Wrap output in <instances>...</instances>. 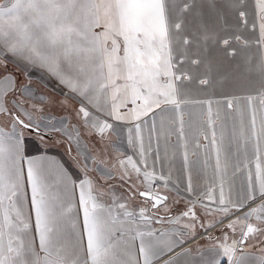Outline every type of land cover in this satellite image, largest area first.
Masks as SVG:
<instances>
[{
  "label": "snow or ice",
  "instance_id": "1",
  "mask_svg": "<svg viewBox=\"0 0 264 264\" xmlns=\"http://www.w3.org/2000/svg\"><path fill=\"white\" fill-rule=\"evenodd\" d=\"M245 9L246 0L0 2V65L5 71L9 63L17 67L32 65L56 77L70 94L80 98L77 117L86 129L99 133L102 140L106 131L113 129L103 117L138 121L149 113L155 116V110L159 109L160 134H165L167 124V134L175 130L178 139L185 141L181 147L186 149L185 109L189 105L206 104V113L200 114L205 117L201 124L211 130L218 174H226L233 146L237 155L243 151V166L248 167L251 146L257 161L256 183L249 181L247 193L238 203L226 201L221 187L219 204L223 207L217 209L225 215L233 211L240 213L228 225L233 231L235 225H241L240 239L228 243L225 237L211 249V256L202 264H221L225 258L227 264H245V242L255 235L264 237V166L260 163L264 149V59L254 69L249 68L259 77L255 95L226 97L228 111L223 110L220 101L189 98L193 84H198L197 90H200L222 81L239 83L237 77L250 65V58L243 57L241 63L226 66L215 59L213 53L223 50L227 56L235 57L233 41L248 45L241 35L230 31L247 25L249 14ZM255 9L259 26L257 44L264 47V0H255ZM233 19L238 23L233 24ZM202 67L206 72L201 73ZM15 83L11 74L0 79V114L11 118L10 130L0 127V264H139L135 250L137 240L143 264H152L158 254L165 251L175 252L184 243L174 238L180 233L159 230L157 235V230L134 228L136 213L129 211L126 204L118 203L114 196L108 203L95 194L97 184L87 174L89 163H96L95 157L83 156L84 174L77 183L62 164L45 153H29L27 137L32 133L41 143L45 140V130L63 132L70 141L74 137L63 120V127L57 128L51 117L33 115V112L43 113L44 106L55 103L54 100L43 95L36 97L23 84L17 97ZM10 92L14 97L13 108L18 109L24 119L7 107L6 97ZM33 100L37 103H31ZM26 103L31 111L24 107ZM128 103L132 108L121 112ZM213 103L217 104L215 113ZM188 115L191 126L192 113ZM45 120L47 123L42 128L41 122ZM135 127L139 141L140 125ZM72 131L76 132L79 143L75 126ZM155 131L154 120L152 133ZM204 138L208 139L207 131ZM132 142L129 136V144ZM112 147L119 150L115 144ZM140 157L139 163L146 165L142 141ZM184 161L187 166V151ZM118 163L124 169L122 179L128 176L129 168L141 174L131 156ZM235 167L239 170V165ZM95 170L102 178H111L107 169L99 164ZM143 177L144 182L157 178L154 172L147 170ZM158 179L167 186V177L161 175ZM77 189L78 204L75 201ZM140 195L152 200L153 208L168 199L151 191H141ZM208 199H212L211 190ZM145 213L144 208L139 209L140 220L150 222L151 217ZM182 215L196 220L192 207ZM253 219L256 224L250 222ZM179 220L177 217L169 222L175 224ZM156 222L162 223V218ZM183 227L193 229L195 225L184 224ZM238 247L239 256L236 255ZM189 252L190 249H182L170 255L164 264H176L177 257ZM258 264H264V256L258 258Z\"/></svg>",
  "mask_w": 264,
  "mask_h": 264
},
{
  "label": "crops",
  "instance_id": "2",
  "mask_svg": "<svg viewBox=\"0 0 264 264\" xmlns=\"http://www.w3.org/2000/svg\"><path fill=\"white\" fill-rule=\"evenodd\" d=\"M3 0H0V2ZM248 12V23L247 25H241L239 29L236 28L231 29V32L237 33L241 35L243 40L248 41V45L245 46L242 41H233L232 47L236 49L237 55L235 57H229L223 50H217L213 53L215 59L223 62L226 66L236 65L242 62L243 57L250 58V65L245 68L242 75L237 77L239 83L235 81H222L214 83L213 87L200 89L198 84H193L192 91L189 94V98L193 100H208L212 99L214 101H220L221 105L224 106V111H228L226 108V97H230L233 95H255L258 86H259V77L254 71H249L250 69H254L255 66L264 59V47L257 44L259 40V26L256 21V9H255V0H246V9ZM235 15V14H233ZM233 24H237L238 21L233 19L231 21ZM253 24H256V27L253 28ZM101 29H97L100 31ZM25 65H20L17 67L14 63H9L7 66V70L5 71L3 65H0V79L6 74H11L15 79V88L17 92H19L20 85H28L27 80L22 81V78L37 77L34 73L26 68ZM25 68L27 72H25ZM44 74L45 78L50 79L46 70L39 69ZM201 73L206 72V69L203 67L200 69ZM48 75V76H47ZM214 80L217 78L214 75ZM243 78H248L249 80L244 81ZM22 81V82H21ZM58 82V81H57ZM233 83V84H231ZM59 89L64 87V85L58 82ZM30 88V87H29ZM54 88H56L54 86ZM63 90V98L67 103L75 105V111L80 106V98L75 96L74 94H70L69 90ZM31 89V88H30ZM16 92V96H17ZM13 95L10 92L6 97L7 107L10 104V100L12 101ZM258 105V101L254 102ZM12 106V103L10 104ZM244 106V102L241 101V107ZM26 109H31L24 105ZM132 108V104L128 103L126 107L121 108V112H128L129 109ZM213 112L215 113L217 109V104L213 103L212 105ZM18 112L19 110L16 109ZM13 111V110H12ZM94 111V110H93ZM207 105H189L185 109V135H186V143L187 148L181 147L185 141H181L178 139V134L175 130L172 131L171 135L167 134L168 125H165V134H160V117H159V109L155 110L156 115L153 113H149L147 116L141 117L138 121L133 120H125V121H117L113 120L110 117H103L107 119L109 123L113 125L112 130L106 131L104 134V139H101V135L94 131H88L89 137L86 140L82 134V138L78 137L79 143L78 145L81 147L82 158L84 155L95 157L96 163H89V172L93 174L92 176L88 174L90 177L97 176V179H101L100 174L95 170L97 164H99L102 168H108L107 164L114 165L120 171L119 174H116L115 171H111L110 180L113 182L116 177H120L117 183L120 180H127L132 174H136L135 172L131 173V170L128 169V176L122 179L124 176V169L121 168L118 161L120 159H126L127 156H131L134 161L137 162V166L141 169V174L138 175L140 180L143 183H148L151 185L156 184V187H151L149 190L153 191H171L177 193H185L187 199L194 200L193 202V210L196 214V220L193 223H200L203 217L209 215H214V218L208 220L206 218V223L200 228V232L195 231L194 236H189V231L183 227L184 222L179 223H170V219H175L172 217L171 212L161 213L158 215L155 213V216H151L150 222H144L140 220L139 215L135 216V224L134 228H139L141 231H147L149 229L157 230L156 234H159V230H164L169 233H180L178 236H174L177 240H183L184 243L175 249L173 253H164L158 254V257L155 258L152 264H164V261L169 258L170 255L174 256L176 253L181 252L182 249H190V252L187 255L177 257L176 264H202V261L211 256V249L223 241L224 238H210V240L205 241L207 236L211 233L212 229L219 224H222L226 220L233 218L234 216L239 215V212L233 211L231 215H225L223 212L218 211L220 207H223L219 204L221 187H223L224 197L226 201L231 200L233 203H238L240 199L246 195L248 190L249 181L253 184L256 183V155L249 146L248 150V167H244L245 157L243 155V151L240 152L239 155L236 154V147L233 146L231 149V161L230 165L227 169L226 174H218L216 172V158L215 152L211 146V130L206 129L201 124L202 117L200 114L206 113ZM45 110L42 115L45 114ZM189 113H192L191 116V126L189 125ZM34 114V113H33ZM22 115V114H21ZM155 120L156 131L152 133L153 121ZM136 124L140 125V140L138 141L136 138ZM11 118L7 115L0 114V127H3L6 131L10 130ZM83 127V122L81 120V124ZM178 124L175 126L178 128ZM131 129V132H129ZM81 130V128H80ZM204 131L208 133V139L204 138ZM61 133V132H60ZM74 138L76 135H72ZM129 136L132 137V144H129ZM29 144V153L31 155H36L38 153H45L52 160L62 164L64 168L68 171L73 180L77 183L80 178L83 177V163L79 161L77 162L76 158H72L68 156L67 151L62 152L59 148H54L44 142L41 143L39 138L31 134L27 137ZM76 139V138H75ZM46 140V137H45ZM142 141L144 151H145V160L146 165L139 163L140 157V142ZM77 142V139H76ZM197 143H199L200 147H197ZM102 146V152L100 153V148H98V155L94 154L93 148L91 150V145ZM116 145L119 149L118 151L113 150L112 145ZM187 151L188 154V164L185 166L184 161V153ZM159 157V159H157ZM109 160L105 162V160ZM107 163V164H106ZM260 163L264 166V149H262L260 153ZM117 166H116V165ZM107 167H106V166ZM236 165H239V170H236ZM221 168L223 171V158ZM152 171L155 173L156 179L150 180L148 182H144L143 172ZM163 175L167 177V186L165 187V181L158 179L159 176ZM106 181V180H105ZM109 182V181H108ZM100 183L98 180L96 182ZM148 187V186H147ZM189 187L191 191H189ZM98 188V187H97ZM120 189V188H118ZM144 189V188H142ZM141 190V189H139ZM146 190H148L146 188ZM211 190L212 199H208V193ZM139 192V191H138ZM104 201L111 203L113 194L111 193V197L108 196L107 193H95ZM110 195V194H109ZM109 197V199H108ZM79 198V190L77 189L75 192V201L78 204ZM128 200H119L118 203L126 204L129 211H131V207H133L134 203H128ZM259 203V201H257ZM195 204H199L203 206L205 209L207 208L209 212L204 211L203 215L197 211V206ZM247 209L245 208L244 211ZM213 213V214H212ZM162 218V223H157V219ZM193 221V220H192ZM82 223V217H81ZM215 225V226H214ZM214 226V227H213ZM34 228V221H33ZM191 234V233H190ZM134 235V233H133ZM210 236H213L212 234ZM206 237V238H205ZM234 240V239H233ZM264 240V237L259 235V237H250L244 245V256H245V264H258V258L264 256V243L261 241ZM232 240L227 239L228 243H231ZM131 243V241H130ZM83 247L86 250V240L83 242ZM139 248V240L135 241V250H136V259L139 264H143L142 259H140L138 254ZM83 255V253H82ZM236 255H241L240 247L237 248ZM221 264H227V260L222 259Z\"/></svg>",
  "mask_w": 264,
  "mask_h": 264
},
{
  "label": "rangeland",
  "instance_id": "3",
  "mask_svg": "<svg viewBox=\"0 0 264 264\" xmlns=\"http://www.w3.org/2000/svg\"><path fill=\"white\" fill-rule=\"evenodd\" d=\"M3 2V1H1ZM27 69L32 71L34 73V75H36L37 77L33 78V77H28L25 76L26 78H22V81L27 80V83H29V86L33 92V94L36 97H39L41 95H43L44 97H47L51 100H54L55 103H50V104H46L44 106V110L46 111L45 114H43V116L45 117H51L52 118V123L55 125V127L57 128H62L63 124L61 123V121L63 120L64 122L67 123L68 125V130L69 132H71L72 135H76V132L72 131L73 126L76 127V130L79 132V138H82V136L88 140L87 137H89L88 131L86 130L85 127H83L81 124V119L79 117H77L76 115V111H75V105L73 106V104H71L70 102L67 103V101L65 100L66 98H63V90L65 89L64 87H61V89H59L58 82L59 80L54 77L53 75H51L49 72L48 73V77L50 79L45 78L44 74L42 73L41 70H39L40 68L38 67H33L32 65H26ZM244 81L249 80L248 78H243ZM21 81V82H22ZM58 81V82H57ZM233 84V83H231ZM54 86L56 88H54ZM67 89V88H66ZM20 96V93L17 92V97ZM61 101H64V103H61ZM31 103H37V101L33 100L31 101ZM10 104H11V100H10ZM10 104H8L9 109L16 111L18 114H20L15 108H13V106H11ZM25 105H27L29 107V104L26 103ZM30 108V107H29ZM35 117H39L40 115H42V113H35L33 112ZM21 115V114H20ZM25 117L23 115H21V119H24ZM47 123V120L42 121L41 125L43 128V125ZM49 127H51V125H49ZM81 128V130H80ZM34 135H36L35 133H32ZM82 134V136H81ZM44 135L46 137V140H44L45 144H48L54 148H59L61 149V151L68 153V156H71L72 158H76L77 162L79 164V161H81L83 163L84 159L82 158V153H81V147L78 145V142H76V139H72L71 141L68 139L67 135H65L63 132H57V131H44ZM91 150L93 148L94 154L99 156L98 154V148H100V153L102 152L103 148L102 146L98 147V144L95 146L94 144L90 146ZM109 160H105V162H108ZM107 164V163H106ZM116 165V164H115ZM106 166V165H105ZM108 168L107 171L111 174V171H115L116 174H119L120 171L117 168H115L114 165H110L107 164ZM106 166V167H107ZM131 169H129L130 171ZM133 171L131 170V173ZM88 174H90L91 176L93 174H91V172L88 171ZM101 177V176H100ZM95 182H97V180L100 183H97V189H98V193L102 192V193H107L109 197H111V193L114 195V197L116 198L117 201L121 200H128V203H134L133 208L130 210H136L135 213L137 215H139V211L137 212V207L138 205H140V207L144 208L146 210V216L147 215V208L149 209L150 207V202L139 195L138 191L139 189H148L149 187H147L149 184L148 183H143L140 178L138 177L137 174H132L129 178L128 181L127 180H120L119 183L118 180L120 179V177H116L114 179V181L112 182L110 180V178L105 179L102 178L101 179H97V176L92 177ZM106 180V181H105ZM109 181V182H108ZM157 185L154 184L152 185V187H156ZM120 188V189H118ZM168 199L165 201V203L163 205H159L157 206V208H153L154 211L160 212V213H168L171 212L172 217H179L180 220L179 222H184L181 224H189L192 225L194 224L195 227L193 229H187L189 231V236H194V232H200L199 230H201L200 228L202 227V225L205 227L208 225H204V223H206V218L208 220L214 218V215H211V213L209 212V210L206 208H204L203 206L199 205V204H195V207L197 206V211L199 213H201L203 215L204 211L206 210L207 212H209V215L204 216L203 217V224H202V220H200V223H193L194 221H192L191 218L189 217H184L182 215V213H184L185 211L188 210L189 207L193 206V202L194 200H190L187 199L186 194L185 193H177V192H171V191H164L163 192ZM110 194V195H109ZM108 197V199H109ZM128 209V208H127ZM150 210V209H149ZM194 211V210H193ZM151 212V211H150ZM195 212V211H194ZM155 215V213H153ZM213 214V213H212ZM240 215V214H239ZM238 216V215H237ZM236 216H234L233 218H230L228 220H226L225 222H223L222 224L217 225L216 227H214L211 231V233L209 234V236H207V239L205 241L210 240V238H213L216 236V238H225L227 237L228 241L229 240H239L240 239V232H241V225L237 224L235 225V231H233V229L229 228L228 225L231 221L235 220ZM253 224H256L257 222L253 219L250 221ZM191 233V234H190ZM213 236H210V235ZM257 237H259V235H255ZM253 236V237H255ZM206 238V237H205Z\"/></svg>",
  "mask_w": 264,
  "mask_h": 264
},
{
  "label": "water",
  "instance_id": "4",
  "mask_svg": "<svg viewBox=\"0 0 264 264\" xmlns=\"http://www.w3.org/2000/svg\"><path fill=\"white\" fill-rule=\"evenodd\" d=\"M141 191H150V190L141 189V190H139V192H138L139 195H140V192H141ZM151 192H152V193H159V194H161V195H165L164 193L159 192V191H158V192H156V191H151ZM140 196H141V195H140ZM165 196H166V195H165ZM142 197H144V196H142ZM144 198H146V199L150 202V207H149V209H152V208H153V207H152V203H153L152 200L148 199L147 197H144ZM154 213H157L158 215H161V213H159V212H155V211H154Z\"/></svg>",
  "mask_w": 264,
  "mask_h": 264
},
{
  "label": "trees",
  "instance_id": "5",
  "mask_svg": "<svg viewBox=\"0 0 264 264\" xmlns=\"http://www.w3.org/2000/svg\"><path fill=\"white\" fill-rule=\"evenodd\" d=\"M133 207H131V209H132ZM142 207H140V205H138V207H137V212L139 211V209H141ZM131 211H133V212H135L136 210H131ZM151 210H149L148 208H147V215H149V217H153V216H155L153 213H154V211H151ZM157 212V211H156Z\"/></svg>",
  "mask_w": 264,
  "mask_h": 264
},
{
  "label": "flooded vegetation",
  "instance_id": "6",
  "mask_svg": "<svg viewBox=\"0 0 264 264\" xmlns=\"http://www.w3.org/2000/svg\"><path fill=\"white\" fill-rule=\"evenodd\" d=\"M150 210H151V211H154V210H153V208H152V209H150Z\"/></svg>",
  "mask_w": 264,
  "mask_h": 264
},
{
  "label": "bare ground",
  "instance_id": "7",
  "mask_svg": "<svg viewBox=\"0 0 264 264\" xmlns=\"http://www.w3.org/2000/svg\"><path fill=\"white\" fill-rule=\"evenodd\" d=\"M214 226H215V225H214ZM214 226H213V227H214Z\"/></svg>",
  "mask_w": 264,
  "mask_h": 264
}]
</instances>
